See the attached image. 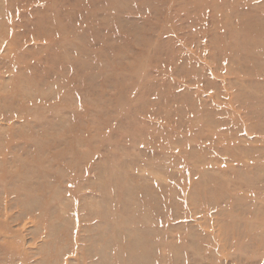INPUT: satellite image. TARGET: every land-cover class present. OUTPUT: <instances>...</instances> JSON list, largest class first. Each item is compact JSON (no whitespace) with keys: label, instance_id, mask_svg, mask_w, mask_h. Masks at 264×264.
Wrapping results in <instances>:
<instances>
[{"label":"rangeland","instance_id":"rangeland-1","mask_svg":"<svg viewBox=\"0 0 264 264\" xmlns=\"http://www.w3.org/2000/svg\"><path fill=\"white\" fill-rule=\"evenodd\" d=\"M264 264V0H0V264Z\"/></svg>","mask_w":264,"mask_h":264},{"label":"bare ground","instance_id":"bare-ground-1","mask_svg":"<svg viewBox=\"0 0 264 264\" xmlns=\"http://www.w3.org/2000/svg\"><path fill=\"white\" fill-rule=\"evenodd\" d=\"M129 264H131V263H129ZM133 264H134V262H133Z\"/></svg>","mask_w":264,"mask_h":264}]
</instances>
